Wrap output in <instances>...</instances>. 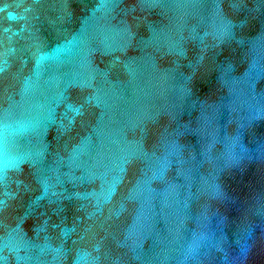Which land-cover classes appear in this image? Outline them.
<instances>
[{
	"label": "water",
	"instance_id": "95a60500",
	"mask_svg": "<svg viewBox=\"0 0 264 264\" xmlns=\"http://www.w3.org/2000/svg\"><path fill=\"white\" fill-rule=\"evenodd\" d=\"M2 264H264V0H0Z\"/></svg>",
	"mask_w": 264,
	"mask_h": 264
},
{
	"label": "snow or ice",
	"instance_id": "6c2138e0",
	"mask_svg": "<svg viewBox=\"0 0 264 264\" xmlns=\"http://www.w3.org/2000/svg\"><path fill=\"white\" fill-rule=\"evenodd\" d=\"M0 264H2V261H0Z\"/></svg>",
	"mask_w": 264,
	"mask_h": 264
}]
</instances>
